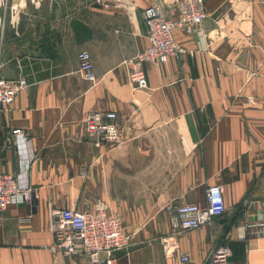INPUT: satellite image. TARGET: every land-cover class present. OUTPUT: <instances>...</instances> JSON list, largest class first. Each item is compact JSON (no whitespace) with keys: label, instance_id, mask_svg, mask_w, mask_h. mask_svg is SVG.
Instances as JSON below:
<instances>
[{"label":"crops","instance_id":"obj_1","mask_svg":"<svg viewBox=\"0 0 264 264\" xmlns=\"http://www.w3.org/2000/svg\"><path fill=\"white\" fill-rule=\"evenodd\" d=\"M175 1L0 0V76L28 85L0 112V173L32 190L0 211V264H90L55 254L51 213L98 207L132 236L117 264H207L223 245L230 264H264V0H205L199 29L176 30L182 51L146 64L137 90L122 62L147 46L142 10L174 16ZM80 51L94 84L78 73ZM98 110L116 113L117 141L85 133ZM212 185L223 188V215L175 235L174 208L204 207ZM160 237L190 262L166 256Z\"/></svg>","mask_w":264,"mask_h":264},{"label":"built area","instance_id":"obj_2","mask_svg":"<svg viewBox=\"0 0 264 264\" xmlns=\"http://www.w3.org/2000/svg\"><path fill=\"white\" fill-rule=\"evenodd\" d=\"M122 0H96L100 5L107 2L120 4ZM172 9L174 16L160 5L142 10L146 28L147 46L133 57L122 62L127 80L137 90L147 88L145 65L160 66L170 58H176L182 51L174 38L176 30L195 32L206 19L205 0H176ZM3 35L0 29V54ZM78 73L86 81L94 84L97 77L91 55L80 51L77 55ZM3 63L0 61V68ZM24 78L7 79L0 76V112L8 111L16 96L27 87ZM251 100V99H249ZM117 115L112 111L98 110L86 114L84 131L96 137L99 142L113 143L120 133L115 124ZM11 135L18 145L23 147L29 140L21 130H13ZM33 155H31L32 157ZM16 175L0 173V211L19 200H29L32 190L22 187ZM205 206L181 204L174 208L169 217L171 229L175 235L194 231L201 226L211 224L225 212L223 188L220 185L209 186L205 194ZM51 227L54 237L53 251L65 258L85 256L90 264H117L118 253H127L132 247V236L127 233L121 217L105 207L80 211L75 209L55 210L51 213ZM244 237L242 233L241 238ZM166 256L178 257L182 263H189L187 255L179 250L175 241L160 237ZM230 250L219 246L209 254L207 264H230Z\"/></svg>","mask_w":264,"mask_h":264}]
</instances>
